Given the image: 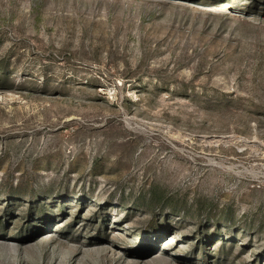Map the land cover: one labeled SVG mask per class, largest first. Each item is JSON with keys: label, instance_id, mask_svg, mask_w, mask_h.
<instances>
[{"label": "rangeland", "instance_id": "1", "mask_svg": "<svg viewBox=\"0 0 264 264\" xmlns=\"http://www.w3.org/2000/svg\"><path fill=\"white\" fill-rule=\"evenodd\" d=\"M0 264H264V0H0Z\"/></svg>", "mask_w": 264, "mask_h": 264}]
</instances>
